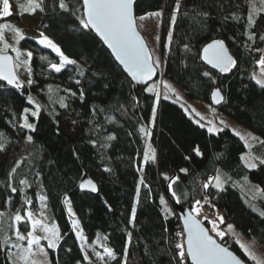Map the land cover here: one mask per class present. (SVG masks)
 <instances>
[{"label": "trees", "instance_id": "trees-1", "mask_svg": "<svg viewBox=\"0 0 264 264\" xmlns=\"http://www.w3.org/2000/svg\"><path fill=\"white\" fill-rule=\"evenodd\" d=\"M12 1L25 10L29 0H9L11 14L0 17V24L11 25L9 29L15 31L20 27L13 19L19 16L11 11ZM66 3L67 11L59 8V0H43V10L36 9L40 17L35 29L76 64L55 72L49 62L58 63V55L39 44L37 36L24 33L19 42L21 47L32 49L27 67L33 83L29 85L18 70L22 87L0 81V134L8 141L0 150V213H4L0 217V264H24L19 259L21 249L15 245L27 247V239L17 241L13 218L17 211L25 215L27 209L37 211L41 205L45 220L55 221L62 237L55 249L42 240L50 264H84V251L72 228L68 202L86 236L93 239L100 234L114 250L115 258L107 264H180L176 245L183 243V229L169 184L179 202L191 208L196 201L203 202L206 194L210 202L203 204L222 209V224L234 223L264 246V217L250 206L264 211V164L255 159V169L245 167L240 157L247 147L229 127L210 133L176 101L162 95L157 102L155 92L147 91V85L138 90L93 30L80 25L83 0ZM176 4L177 0L135 2L137 16L156 11L162 14L159 46L164 77L182 86L189 97L209 102L259 133L263 139L252 145L251 151L255 158L264 159V88L253 79L254 67L264 50V40L260 39L264 35V3L180 0L179 10ZM2 7L0 0V10ZM252 8L256 10L255 24L250 26ZM250 34L253 39H249ZM215 39L224 40L234 56L236 65L229 72L213 69L201 59L203 47ZM9 50L14 53L11 47ZM205 72L210 75L204 76ZM49 85L53 89L51 98ZM215 88L223 93L217 105L212 103ZM61 97L67 107L60 106ZM32 108L37 116L31 114ZM26 115L34 130L22 127ZM142 127L150 135L141 132ZM29 135L31 142L26 140ZM108 136L115 139L107 140ZM150 149L155 150V160L145 161L144 153ZM14 167L16 171L11 172ZM218 174L225 181L222 191L214 187ZM88 176L96 181L97 191L80 188ZM13 187L16 192L11 191ZM161 196L170 211L160 203ZM202 220L211 230L210 218ZM18 227L24 235L27 233V217ZM218 239L248 264H255L229 232Z\"/></svg>", "mask_w": 264, "mask_h": 264}, {"label": "snow or ice", "instance_id": "snow-or-ice-1", "mask_svg": "<svg viewBox=\"0 0 264 264\" xmlns=\"http://www.w3.org/2000/svg\"><path fill=\"white\" fill-rule=\"evenodd\" d=\"M264 3V0H261ZM3 7L0 10V17H7L11 14L10 12V3L9 0H2ZM133 3L134 0H83V17L80 18V25L84 29H91L94 30L95 33L103 40V42L107 45L109 49H111L112 54L115 56V59L123 66V68L127 71V73L134 79L138 81L144 80H151L152 77L156 73V68L159 66L160 61L155 60L153 61L150 52L147 49V46L141 37L140 33L137 31L136 25V18L133 15ZM43 0H29L28 8H25V11H35L37 8L42 9ZM59 8L65 11L68 10V3L66 0H59ZM23 7V6H22ZM177 10L180 8V0H177L176 4ZM55 11V7L53 8ZM264 11V9H261ZM256 12L255 8L250 10L248 15V24L254 25V13ZM153 15H159V13H154ZM206 15V13H205ZM143 19V17H141ZM227 19V17L225 18ZM233 19H238L237 17H233ZM176 16L175 14L172 15V23L175 24ZM13 26L8 24H0V42H3V48H0V79L7 81L9 85H15L16 88L22 87L21 82L15 72V69L20 66L19 63H14L11 56L7 55V49L12 47L6 41H4L3 37V30L6 28H11ZM15 31L18 34L17 43L24 38L21 30L16 28ZM41 38L39 39V44L43 45L44 47L51 49L54 53H56L59 57V63H51L49 62L50 69L54 70L55 72L59 73L65 69L67 65H75L76 61L68 58L64 55L61 51L60 47L54 43L48 36L44 35L43 33L40 34ZM172 39V34L169 32V41ZM249 39H253V35H249ZM261 40H264V35L260 36ZM187 49L188 46L185 45ZM13 51L17 53V60L20 57V50L18 48L13 47ZM28 59L22 61L25 66L30 64L32 53H27ZM42 60H46V57H42ZM201 59L205 61L207 64L211 65L213 68L219 69L220 72L226 73L229 72L235 65L236 61L229 55L228 50L225 46V42L220 39L212 40L211 43H208L204 46L202 50ZM258 63L262 66V71H264V56L258 61ZM29 73H31L30 67L28 68ZM83 75V72L80 73ZM204 76H209L210 73L205 72ZM253 79L256 81L261 88H264V78H257L255 75ZM29 85L33 83L31 79L27 81ZM79 83V81H77ZM165 87H169L165 84ZM49 93L51 98V92L53 91L52 86L49 85ZM66 92L70 93L71 95H76V93L72 92L71 89H65ZM149 92H155L157 102L159 100V93L156 92L155 87L147 88ZM172 91H175L172 89ZM81 98H83V91L80 92ZM167 98V97H165ZM212 98L214 103H221L223 97L220 94L219 89H215L212 93ZM29 100L35 103L32 97H29ZM61 107H67L64 102V98L61 97L59 100ZM39 108V105H37ZM28 109H25L27 112ZM194 111V109H193ZM33 116H37L38 112L33 111L31 113ZM155 114L156 108L155 106L152 109V120L155 121ZM199 115V113H197ZM197 123H199L197 121ZM211 123V122H210ZM223 123V121L221 122ZM204 125H201L203 127ZM23 128L34 130L35 126L28 122L27 116L24 117V123L22 125ZM141 132H144L145 135H150V132H146L145 129L142 127L140 129ZM208 131L212 132H219L222 129H217L215 127H209ZM235 135L239 136V138L244 141L246 147L251 148V144H249V138L241 135L239 132H235ZM32 136L29 135L26 137V140L31 142ZM115 139L114 136H108L107 140ZM252 140H256V137H251ZM6 137L3 134H0V150L5 148L7 144ZM264 143V141H261ZM197 154L199 155V149H196ZM145 161L148 160H155V150L150 149L146 150L144 153ZM241 161L244 162L245 167L249 169H255L257 167V163L253 162L252 158L241 155ZM259 160L261 164H264V159H260L259 157L255 158ZM19 164V162H17ZM108 171V169H105ZM16 168H12L11 172H15ZM182 172L186 171V169H181ZM11 174V173H10ZM167 178V177H165ZM178 179V177L176 178ZM214 187L217 190L222 191L224 188V183L218 174L215 178ZM247 180V177H245ZM175 181H173L174 183ZM21 184L27 185L26 180H21ZM140 183L143 184V178H141ZM235 186V185H234ZM85 187L90 188L93 192H95L96 186L91 181H84L81 182L80 188L84 189ZM205 188L209 187V184L204 185ZM169 190L171 191L172 197L176 198L175 191H172V184L168 185ZM12 192H16L17 189L15 187L11 188ZM259 191V189H258ZM137 198H139V187H137ZM41 200H44L45 197H40ZM67 202V198H65ZM176 202L179 203V199L176 198ZM27 203H31V201H27ZM160 203L165 205V210L170 211L167 209L166 201L163 196L160 197ZM195 207L192 208L190 212L187 213L183 217L184 221V231L187 233L186 237V249L184 243H179L176 245V248L179 250V258L180 264H187L188 259L190 258L191 264H244V261L241 260L237 255H235L230 249L224 246L222 243L218 242L213 235L210 234L214 232L216 237H219L221 240L225 237L226 233L224 231L219 230L217 222L211 221L212 228L211 230L205 228L201 221L196 218L195 214H199L200 212V205L199 201H196ZM253 208V211H258L261 217H264V211H261L255 207V205H250ZM68 213L70 218L75 216V213L72 212L71 207L68 208ZM136 208L133 206L132 208V218H135ZM4 213H0V217H2ZM43 216L44 213L41 212ZM14 221L19 223L20 221L24 220L25 217L20 214V211L14 216ZM27 219L31 223V231L27 233V236L22 234L17 227L15 231V235L17 241H22L27 239V247H23L19 243L15 245V247L21 249V254L19 255V259L24 262V264H41V262L32 260V248L33 245H40L42 239L47 240L48 248L55 249L58 247L59 241L62 239L60 235V231L58 226L56 225H49L44 223L43 220L34 219L33 214L29 211L27 212ZM219 222L223 223V217H219ZM71 224L73 230H76V238L81 241L80 249L81 251L84 250V242H86V237L83 235L82 229H79V221L77 219H71ZM37 227L43 229L46 233L44 237L34 235V232ZM228 231L233 234L235 237L236 234L233 230L232 225H228ZM177 235H181L178 233ZM129 242H131V233L128 234ZM7 242V241H5ZM235 243L239 245L241 251L249 257L251 260L255 261L256 264H264V261L257 258V256L250 251V249L243 244L239 238L235 239ZM39 251L44 253V248L40 247ZM104 252L107 254L109 258H115L114 250L108 247L104 248ZM127 253V248H125V254ZM46 255V253H44ZM11 251L8 253V259L12 257ZM97 255L100 259H104V256H101L99 253ZM84 259L88 260L87 253H84ZM79 264V262H78ZM126 264V261H125Z\"/></svg>", "mask_w": 264, "mask_h": 264}, {"label": "rangeland", "instance_id": "rangeland-1", "mask_svg": "<svg viewBox=\"0 0 264 264\" xmlns=\"http://www.w3.org/2000/svg\"><path fill=\"white\" fill-rule=\"evenodd\" d=\"M11 5H12L11 11L14 13H17L19 16V17H15L13 20L15 24H17L20 27L21 33L28 34L29 36L35 35L37 36V39L39 40L41 38V35H40L41 32L35 29V24L39 20L40 11L36 10L34 13H29L25 11L24 9H20L18 5L13 1ZM154 13H159V15H153ZM254 16H255V13H254ZM141 17H143V19H141ZM161 17H162V14L157 11L148 12V13L137 16L138 27L140 31L142 32V34L144 35L152 51L154 61L159 60L160 66L163 61V56H162V53L160 51V46H159V36H160V31H161ZM3 37H4V41H6L9 45L12 46L11 48L15 47L20 50L19 60H17V53L15 51H14V56H15V63L20 64V66L17 67V70L19 71L21 77L25 80L32 79L31 74L29 73L28 67L25 66L23 63H21L22 61L28 59L27 53L28 52L32 53V49L30 47H21L20 42L19 43L16 42L18 38V34L14 30H11L9 28L4 29ZM0 48H3V42H0ZM9 48L7 49V51L9 50ZM262 56H264V50L262 54L260 55L259 60L261 59ZM162 72L163 70H161V73ZM253 74L257 78H264V71H262V66L259 63L254 67ZM165 84H167L169 87H165ZM149 87H155V90L159 93V98L162 97L163 95L167 98H170L176 101L180 105H182L184 109L192 115L195 121H198L199 123L206 125L208 128L215 127L217 129H222L224 127H229L234 132H239L241 135H244L245 137L249 138V144L251 145H254L255 143L263 139L259 133L255 132L251 128L246 127L245 125H243L242 123H240L233 117L229 116L228 114H226L219 108L210 104L209 102L203 101L198 98L189 97L185 89L182 86L177 84L175 81L162 76L161 74L156 79L152 80L151 82L147 84V88ZM172 89H174L175 91H172ZM33 111L37 112L36 109L32 108V112ZM197 113H199V115H197ZM26 116L29 119V116L28 115ZM222 121L223 123H221ZM251 137H256L257 139L252 140ZM242 155H246L252 158L253 162H255V157L253 155V152L251 151V148L247 147V149L244 151ZM199 202H200V205L198 207H200V212L198 216L200 218H203L206 216L209 217L210 218V228H212L211 221H216L219 230L227 233L229 232L228 225H232L236 236L234 237L231 232L229 233L232 235L234 240L236 238H239V240L243 244H245L250 249V251L253 252L257 256L258 259L264 261V246L262 244H260L253 237L249 236L248 234L243 232L241 229H239L234 223L232 222H226L224 224L220 223L218 218L221 217L222 214L220 212H215L214 214H210L209 208L206 207L205 204H203L204 201L202 202V200H200ZM195 206L197 205L194 204L193 207ZM69 207H71L72 212L75 213V210L73 209L72 205L68 202L67 208ZM29 211L33 214L34 219H40V220H43L44 223L46 224L58 226V224L55 221L54 222L46 221L44 218V215L43 216L41 215V212H43V205H41L40 209L37 211L27 209L26 214L25 215L22 214V216L27 217V212ZM70 219L78 220L76 213H75V216ZM17 227H18V223L15 222V231ZM80 229H82V226L79 224V229L77 230H80ZM31 230L32 229H31V223H30V227L27 233ZM74 231L76 232V230ZM20 232L24 234L23 231L20 230ZM27 233L25 234L26 236H27ZM34 235L44 237L46 233L43 231L42 228L37 227L34 232ZM83 235L86 237V242H84L83 251L84 253H87L88 258H89L88 260H86L84 264H107L110 258L104 252V248L105 247L110 248V246L105 241V238L99 234L97 237L90 239L86 236L84 231H83ZM42 240L39 246L33 245L31 259L39 261L41 262V264H50L48 250L45 244L42 242ZM79 242L81 244V241ZM26 246H27V243H26ZM40 247L44 248V253H46V255L39 251ZM97 253H99L101 256H104V259L103 260L100 259Z\"/></svg>", "mask_w": 264, "mask_h": 264}, {"label": "water", "instance_id": "water-1", "mask_svg": "<svg viewBox=\"0 0 264 264\" xmlns=\"http://www.w3.org/2000/svg\"><path fill=\"white\" fill-rule=\"evenodd\" d=\"M135 2H136V0H134V3H133V15H134V17L136 18V25H137V31L140 33V35H141V37L143 38V40H144V42H145V44H146V46H147V49H148V51L150 52V54H151V56H152V59H153V61H154V58H153V54H152V51H151V49H150V47H149V45H148V43H147V41H146V39H145V37H144V35L142 34V32L140 31V29H139V27H138V24H137V15H136V13H135ZM93 32L95 33V31L93 30ZM96 34V33H95ZM97 35V34H96ZM98 36V35H97ZM98 38L103 42V40L98 36ZM220 40H222V39H220ZM224 41V40H223ZM225 42V41H224ZM208 43H211V41L210 42H208ZM207 43V44H208ZM103 44L107 47V45L103 42ZM225 46H226V48H227V50H228V53H229V55L230 56H232V58L234 59V56H233V54H232V52L230 51V49H229V47H228V45L226 44V42H225ZM108 48V47H107ZM204 48V47H203ZM109 49V48H108ZM110 50V52H111V49H109ZM203 50V49H202ZM112 53V52H111ZM6 54L7 55H9V56H11L12 57V59H13V62L15 63V56H14V53L12 52V51H10V50H8L7 52H6ZM113 55V54H112ZM114 56V55H113ZM114 58H115V56H114ZM117 61V60H116ZM118 62V61H117ZM119 63V62H118ZM120 64V63H119ZM121 65V64H120ZM209 65V64H208ZM122 66V65H121ZM211 68H213L211 65H209ZM122 68H123V66H122ZM213 69H216V68H213ZM123 70L126 72V74L130 77V79L133 81V83L135 84V86H136V88L139 90V89H141V88H143L145 85H147L149 82H151L152 80H154V79H156L157 77H158V73H159V71H160V68H159V66L156 68V73H155V75L152 77V79L151 80H144V81H138V80H134L128 73H127V71L123 68ZM216 70H218L219 71V69H216ZM15 72H16V74H17V76H18V78H19V81H21V78H20V76H19V74H18V72H17V69H15ZM0 81H3V82H6L7 83V81H4V80H2V79H0ZM15 86V85H14ZM215 89H219V88H215ZM214 89V90H215ZM213 90V91H214ZM220 90V89H219ZM220 94H221V96L223 97V93H222V91L220 90ZM222 102V101H221ZM212 103L213 104H215V105H217V103H214L213 102V98H212ZM88 180H91L94 184H95V186H96V189H97V184H96V181L94 180V178H92V177H90V176H88V177H86V178H84V180H82V182H84V181H88ZM84 190H88V191H91V192H93L90 188H88V187H85L84 188ZM97 191V190H96ZM173 202H174V205H175V209H176V211H177V213H178V215H179V219H180V221H181V224H182V228H183V234H184V237H183V243L185 244V249H186V237H187V233L184 231V221H183V217L185 216V215H187V213L188 212H190L191 210H192V208L191 207H189V206H187V205H184V204H182V203H177L176 202V198H174L173 197ZM194 215H196V218L197 219H199L200 221H201V223H202V225L205 227V228H207V229H209V227H208V225L202 220V218H200L197 214H195L194 213ZM210 230V229H209ZM210 234L211 235H213L214 236V238H216L217 239V241L218 242H220V243H222L224 246H226V247H228L229 249H230V251H232L235 255H237V257H239L241 260H243L244 261V264H248V262L240 255V254H238L234 249H232L231 247H229L227 244H224L223 242H221L219 239H218V237H216V235H214L213 233H211V231H210ZM189 260V262H190V264H191V261H190V258L188 259Z\"/></svg>", "mask_w": 264, "mask_h": 264}, {"label": "built area", "instance_id": "built-area-1", "mask_svg": "<svg viewBox=\"0 0 264 264\" xmlns=\"http://www.w3.org/2000/svg\"><path fill=\"white\" fill-rule=\"evenodd\" d=\"M205 182H208V179H205ZM204 200L206 201V202H210V198L205 194V196H204ZM215 210L217 211V212H221L222 211V209H213L212 207H209V213L210 214H214L215 213ZM188 264V263H187Z\"/></svg>", "mask_w": 264, "mask_h": 264}]
</instances>
